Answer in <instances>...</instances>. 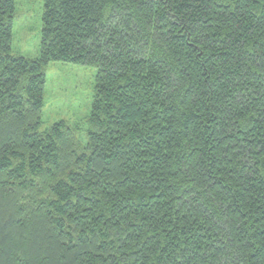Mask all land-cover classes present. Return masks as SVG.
I'll use <instances>...</instances> for the list:
<instances>
[{
  "label": "trees",
  "instance_id": "obj_1",
  "mask_svg": "<svg viewBox=\"0 0 264 264\" xmlns=\"http://www.w3.org/2000/svg\"><path fill=\"white\" fill-rule=\"evenodd\" d=\"M0 0V264H264V0ZM50 62L96 68L86 142L41 131Z\"/></svg>",
  "mask_w": 264,
  "mask_h": 264
},
{
  "label": "rangeland",
  "instance_id": "obj_2",
  "mask_svg": "<svg viewBox=\"0 0 264 264\" xmlns=\"http://www.w3.org/2000/svg\"><path fill=\"white\" fill-rule=\"evenodd\" d=\"M11 54L39 58L43 0H16ZM96 68L50 62L46 68L41 131L64 121L78 125L79 139L86 142L87 119L95 90Z\"/></svg>",
  "mask_w": 264,
  "mask_h": 264
}]
</instances>
